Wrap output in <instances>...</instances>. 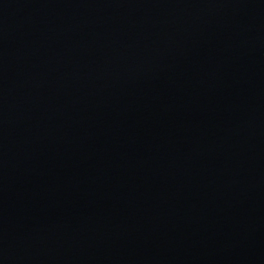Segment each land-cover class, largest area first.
<instances>
[{
  "label": "water",
  "instance_id": "water-1",
  "mask_svg": "<svg viewBox=\"0 0 264 264\" xmlns=\"http://www.w3.org/2000/svg\"><path fill=\"white\" fill-rule=\"evenodd\" d=\"M0 264H264V0H0Z\"/></svg>",
  "mask_w": 264,
  "mask_h": 264
}]
</instances>
